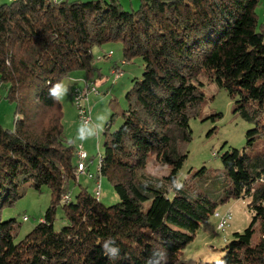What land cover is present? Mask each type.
Listing matches in <instances>:
<instances>
[{"label":"trees","instance_id":"trees-1","mask_svg":"<svg viewBox=\"0 0 264 264\" xmlns=\"http://www.w3.org/2000/svg\"><path fill=\"white\" fill-rule=\"evenodd\" d=\"M259 3L139 0L126 8L122 0H63L58 7L49 0L0 2V98L14 108L13 125L0 122V213L29 187L46 185L51 193L43 215L23 235L16 218L0 215V264H147L154 248L167 251L168 264H182V249L201 223L220 202L240 196L248 197L250 222L233 233L217 259L196 264H264ZM111 41L120 43V61L139 56L143 71L125 92L118 126L111 128L112 112L103 127L97 172L118 194L116 202L105 204L95 182L93 192L78 182L72 193L70 183L80 175L74 161L78 145L64 134L62 104L48 89L74 72L83 71L82 79L94 70L99 75L97 59L113 51L94 48ZM120 61L114 59L110 74L116 65L123 69L126 62L120 66ZM206 82L224 88L234 110L251 123L246 146L222 150L221 168L201 166L183 191L168 198L155 183L167 184L179 173L191 140L189 120L202 111ZM259 137L262 144L249 152ZM150 159L156 172L148 169ZM162 169L166 172L159 173ZM57 203L66 218L60 228L54 227ZM109 237L121 249L118 259L103 254L101 243Z\"/></svg>","mask_w":264,"mask_h":264},{"label":"rangeland","instance_id":"rangeland-1","mask_svg":"<svg viewBox=\"0 0 264 264\" xmlns=\"http://www.w3.org/2000/svg\"><path fill=\"white\" fill-rule=\"evenodd\" d=\"M122 3L126 8L136 7L139 0H122ZM255 10L259 19H262L264 0H260ZM120 47L119 42L113 41L105 43L102 47H95V52H100L103 48L111 49L113 55L97 59L96 64L100 66V74L98 75L97 70H94L87 79L92 81L99 90L98 92H88L85 98L86 106L90 109V121H95L98 114H103L108 118L112 112H115L111 128L118 126L121 121L119 112L126 104L125 92L131 85L133 77H140L143 71L141 58L134 56L130 60L125 59L124 72L121 76L114 77L110 74L111 63L114 59L120 61L122 58ZM119 65L122 66L123 64L119 62ZM119 68L116 67L113 70H119ZM83 73V71L74 72L62 80L70 86V93L64 96L61 101L63 131L68 139H72L76 145L80 144L87 153L88 159L86 161H90L89 170L91 173V176L87 173H80L79 179L76 182L71 181L70 187L74 195L79 187L78 182L87 185L90 192H93L94 182L96 184L95 189L100 184V200L105 204H110L118 200V194L109 179L106 176H100L97 172L98 153L103 152V132L90 139L81 140L78 138L81 119L78 116L77 106L73 102L71 90L75 86L80 88L84 86ZM203 89L205 100L202 104V111L198 116L189 120L191 140L188 145V154L178 173L181 176H186L187 180L190 179L194 171L203 165L211 169L221 168L222 163L219 157L221 151L229 146L238 148L246 146L245 131L251 126L250 122L234 110V99L229 96L224 88L217 87L213 82H206ZM13 109L12 102L4 97L0 98V122L3 126L11 127L13 125ZM217 113H221V115L218 116ZM209 114H213V116L202 119L204 115ZM262 140L261 137L257 138L252 146L247 147V150L249 152L256 151L262 144ZM74 161H77L76 156ZM148 169L157 171L152 159L148 162ZM164 172L166 169H162L159 173ZM50 198L51 193L48 186L43 185L39 190L29 187L26 194L14 205L2 209L1 219L16 218L20 222L19 235H23L38 222L39 217L43 215L48 206ZM247 201V196H240L220 202L215 209L220 212L231 211V218L228 223L223 229H218L216 227L217 217L214 215L217 210L214 214L212 213L207 220L201 223L194 238L182 249L180 262L182 264H196L217 259L223 253L222 247L232 238L233 233L242 231L250 222L252 211L249 209ZM23 217H27V219ZM65 222L66 218L62 214L61 206L57 203L54 227L60 228Z\"/></svg>","mask_w":264,"mask_h":264},{"label":"clouds","instance_id":"clouds-1","mask_svg":"<svg viewBox=\"0 0 264 264\" xmlns=\"http://www.w3.org/2000/svg\"><path fill=\"white\" fill-rule=\"evenodd\" d=\"M54 6L58 7L63 3V0H49ZM70 93V86L63 81L50 82L48 89V95L56 102H61L63 97ZM107 117L103 114H98L95 121L82 120L80 128L78 129V138L81 140L93 138L103 132V125ZM186 176L177 174L170 178L169 182L165 184L162 179H158L155 183L157 188L165 191L168 198H172L174 195L179 194L184 190ZM103 254L109 259L115 260L120 258L121 249L117 244V241L109 237L101 243ZM147 264H168L167 251L160 248H154L151 256L147 260ZM223 264V262H221Z\"/></svg>","mask_w":264,"mask_h":264},{"label":"built area","instance_id":"built-area-1","mask_svg":"<svg viewBox=\"0 0 264 264\" xmlns=\"http://www.w3.org/2000/svg\"><path fill=\"white\" fill-rule=\"evenodd\" d=\"M120 62H123L124 64L126 60H121ZM113 69L115 68L113 67L111 69V74L114 77L121 76L123 74V69H119V70H113ZM83 80H84V86L82 88L78 86H75L72 88L71 90L72 98H73V102L77 106L78 116L81 119V121L85 119L90 121V109L86 106L85 98L88 92L90 91L98 92L99 90H98V87L92 83V81H88L87 79H83ZM83 151L84 149L81 148V145L79 144L78 149H77L78 160H77V166L75 168L76 174L85 172L89 176H91L90 170H89L90 161H83ZM95 193L97 194V189H95ZM64 198L67 199L68 195L64 194ZM214 215L217 217L216 227L218 229H223L228 223V220L231 218V211L226 210L224 212H220L217 210Z\"/></svg>","mask_w":264,"mask_h":264},{"label":"bare ground","instance_id":"bare-ground-1","mask_svg":"<svg viewBox=\"0 0 264 264\" xmlns=\"http://www.w3.org/2000/svg\"><path fill=\"white\" fill-rule=\"evenodd\" d=\"M121 63L123 64V62H121ZM119 69H121V68H119ZM87 157H88L87 153L85 151H83V161H85L87 159ZM97 194H100V190L99 189L97 190ZM25 218L27 219V217H25Z\"/></svg>","mask_w":264,"mask_h":264},{"label":"crops","instance_id":"crops-1","mask_svg":"<svg viewBox=\"0 0 264 264\" xmlns=\"http://www.w3.org/2000/svg\"><path fill=\"white\" fill-rule=\"evenodd\" d=\"M2 1H4V0H0V2H2ZM136 1H138V0H136Z\"/></svg>","mask_w":264,"mask_h":264}]
</instances>
